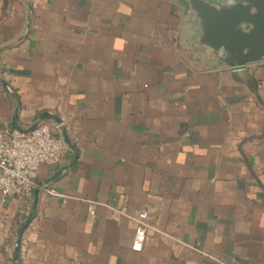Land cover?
Instances as JSON below:
<instances>
[{"label":"crops","instance_id":"crops-1","mask_svg":"<svg viewBox=\"0 0 264 264\" xmlns=\"http://www.w3.org/2000/svg\"><path fill=\"white\" fill-rule=\"evenodd\" d=\"M193 35L186 0H0V127L68 142L0 192V264H264V63Z\"/></svg>","mask_w":264,"mask_h":264},{"label":"water","instance_id":"water-1","mask_svg":"<svg viewBox=\"0 0 264 264\" xmlns=\"http://www.w3.org/2000/svg\"><path fill=\"white\" fill-rule=\"evenodd\" d=\"M186 1L193 44L215 54L221 68L242 70L264 63V0H245L232 8L229 0ZM221 46L228 55L220 56Z\"/></svg>","mask_w":264,"mask_h":264},{"label":"built area","instance_id":"built-area-1","mask_svg":"<svg viewBox=\"0 0 264 264\" xmlns=\"http://www.w3.org/2000/svg\"><path fill=\"white\" fill-rule=\"evenodd\" d=\"M60 126L57 122L39 120L27 130L0 127V192L4 196L31 197L36 187L34 177L40 166L55 165L63 160L68 142L63 134L56 132V127ZM47 191L57 195L53 189ZM94 205L91 201V214L95 213ZM120 212L125 214V209ZM134 219L132 249L140 252L149 229L148 213L141 211Z\"/></svg>","mask_w":264,"mask_h":264},{"label":"clouds","instance_id":"clouds-1","mask_svg":"<svg viewBox=\"0 0 264 264\" xmlns=\"http://www.w3.org/2000/svg\"><path fill=\"white\" fill-rule=\"evenodd\" d=\"M245 0H229L227 7L232 8L235 7L237 4H244ZM220 56H226L229 53L226 52L225 47L221 46L218 50Z\"/></svg>","mask_w":264,"mask_h":264}]
</instances>
